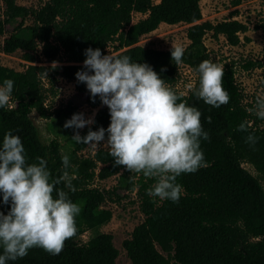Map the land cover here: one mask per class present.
<instances>
[{"label": "trees", "instance_id": "1", "mask_svg": "<svg viewBox=\"0 0 264 264\" xmlns=\"http://www.w3.org/2000/svg\"><path fill=\"white\" fill-rule=\"evenodd\" d=\"M1 2L0 36L8 27L10 38L23 35L28 45L22 58L28 64L22 71L0 65V85H3L4 73H9V79L14 81L9 107L0 108V146L6 132L19 135L29 162L44 158L53 178L63 175L61 157L67 155L72 165L67 171L74 191L64 190L82 209L76 217L78 233L65 242L60 254L51 255L34 247L22 259L8 264H114L117 250L112 245L111 234L98 232L84 242H79L77 237L110 219L111 211L102 207L104 201L118 203L132 191L143 218L121 242L130 264H264L263 120L250 112L253 107L249 103L242 102L243 94L235 81L232 62L221 64L224 66L222 85L230 94L227 105L212 107L191 92L199 85L198 65L203 60L216 63L203 43L205 34L209 32L212 38L222 35L227 44L237 45L239 34L248 29L245 23L235 18L215 23L200 21L198 0H158L156 3L152 0H47L34 9L18 5L14 0ZM133 12L143 17L131 22ZM27 16L31 22L23 24ZM160 22L187 24L188 43L183 47L181 64L193 71L195 79L182 97L202 112L204 130L210 135V139L201 140L207 167L177 177L182 194L176 203L150 197L147 189L155 180L142 173L129 172L123 166H114L110 149L99 148L90 156H82L78 151L87 144L77 143L72 137L65 150L54 138L43 142L29 116L32 111L41 118L51 115L44 104L43 77L47 78L52 94L51 86L57 77L74 81L76 94L68 98L63 108L68 115L74 114L81 104L97 107L99 96L93 100L85 90V83L78 82L75 74L83 70L85 49L100 48L103 52L111 42H115L112 55H127L134 62L148 63L171 87L177 70L171 58L173 47L161 50L137 44L141 35L156 29ZM253 27L264 33V20ZM243 39L249 40L247 36ZM3 50L10 51L8 47ZM36 52L47 65L33 63ZM60 56L64 62L53 68V62ZM253 67L261 69L264 82V52L261 60H247L242 65L244 69ZM78 94L84 96L78 99ZM94 120L90 126L93 131L100 127L107 129L108 107L98 108ZM242 122L247 123L248 132L237 130ZM88 130L86 126L79 133L85 136ZM249 132L258 138L255 146L245 142ZM243 162L250 164L256 175L242 167ZM115 174L116 182L111 188L92 185L94 179ZM9 210L10 203L0 202V211L7 214Z\"/></svg>", "mask_w": 264, "mask_h": 264}, {"label": "clouds", "instance_id": "2", "mask_svg": "<svg viewBox=\"0 0 264 264\" xmlns=\"http://www.w3.org/2000/svg\"><path fill=\"white\" fill-rule=\"evenodd\" d=\"M184 52L183 47L173 46L171 58L176 65L183 62ZM84 55L83 70L75 74L77 81L86 84L93 100L99 96L108 107L110 124L107 129L93 131L90 126L95 123L94 114L85 118L81 112L66 120L64 127L77 130L72 137L77 143L93 148L101 142L106 144L114 166L154 179V185L147 189L150 197L178 202L182 185L177 177L207 167L201 140L210 139V135L204 130L202 112L189 105L146 62H134L127 55L104 54L100 48L89 47ZM52 66L55 68L56 62ZM196 71L199 85L191 89L193 95L215 108L227 105L230 94L222 85L224 66L203 60ZM13 86L12 79L0 86V108L9 107ZM250 112L264 120V96L256 97ZM86 126L89 130L81 136L78 130ZM237 130L248 132L247 123L242 122ZM257 140L249 132L245 142L255 146ZM61 159L63 175L53 178L44 158L29 162L19 135L12 131L4 134L0 146V202L10 203V210L7 214L0 211V264L22 259L34 247L58 255L65 242L77 235L76 217L82 209L64 190L74 191L67 171L72 165L67 155ZM61 183L64 187L58 188Z\"/></svg>", "mask_w": 264, "mask_h": 264}, {"label": "rangeland", "instance_id": "3", "mask_svg": "<svg viewBox=\"0 0 264 264\" xmlns=\"http://www.w3.org/2000/svg\"><path fill=\"white\" fill-rule=\"evenodd\" d=\"M16 4L23 5L28 8H38L47 0H14ZM152 2H158V0H152ZM198 4L201 12V19L208 20L211 23L223 19L235 18L245 23L248 29L239 34L240 41L237 45H229L226 43L222 35H218L216 38H212L210 33H206L203 43L206 46L210 58H212L217 64L223 62H232L234 68V78L236 83L243 94V103H249L252 107L255 104L256 97L264 96V82L261 78V69L253 67L250 69L242 68V65L247 60H261L264 52V33L258 29H254V24L264 20V0H198ZM236 10V14L232 13ZM3 4L0 0V17L3 15ZM143 17L142 14L133 12L131 13V22H135L137 19ZM31 22L30 17L23 19V24H29ZM166 24V23H163ZM187 24L176 23L171 25H159L151 32L141 35L138 38L137 44L142 47H149L155 49H168L170 47H184L188 40L185 37V28ZM9 27L0 36V65L10 68L14 71H22L28 64L22 58V53L27 50V41L20 35L19 38H10ZM243 36L249 38L248 41L243 39ZM115 42L108 43L104 48V54L114 53ZM8 47L10 51H4L3 48ZM39 52V47H37ZM34 64L47 65L44 59L37 55ZM64 57L60 56L56 64L64 62ZM2 78L4 80L10 78L9 73H4ZM195 74L193 71L184 64L177 65L176 79L171 88L175 91L185 94L187 90L193 85ZM44 88V104L51 114L48 118H41L34 111L30 112L29 116L36 126L40 138L43 142H48L51 139H56L59 147L65 150L69 145V138L73 137L77 131L74 128H65L66 120L70 119L72 115H68L63 112V108L68 98L74 94V81H67L60 77L52 83L51 89L54 94L50 92V84L46 77L42 78ZM2 86V85H0ZM85 90L88 91L85 84ZM84 94H78L77 98L81 99ZM12 104V103H11ZM106 107L100 103L97 107H90L86 104L79 105L75 113H84L85 118L93 116L94 112L100 108ZM264 124V120L262 122ZM83 129V128H82ZM82 129H79L80 132ZM109 149L106 144L101 142L99 147L93 148L86 145L82 150L78 151L79 155L90 156L96 149ZM244 167L251 174L256 175L250 164L243 162ZM117 174L107 177L105 179H94L92 185L98 188H111L116 182ZM263 189H264V185ZM103 208H108L111 211L110 219L91 230L84 231L77 237L79 242H84L90 236L104 232L111 234L112 245L117 250V255L114 259V264H130L128 257L121 245L123 239L128 238L133 226L139 223L143 215L138 209V200L135 191L128 193V196L118 203L104 201ZM175 264V263H173Z\"/></svg>", "mask_w": 264, "mask_h": 264}, {"label": "crops", "instance_id": "4", "mask_svg": "<svg viewBox=\"0 0 264 264\" xmlns=\"http://www.w3.org/2000/svg\"><path fill=\"white\" fill-rule=\"evenodd\" d=\"M156 3V2H155ZM137 13V12H136ZM159 25H166V24H163V22H160L159 24H158V26ZM167 25H171V24H167ZM155 30V29H154ZM153 31V30H152Z\"/></svg>", "mask_w": 264, "mask_h": 264}]
</instances>
